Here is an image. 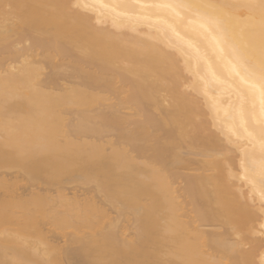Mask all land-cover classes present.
<instances>
[{"label": "bare ground", "instance_id": "bare-ground-1", "mask_svg": "<svg viewBox=\"0 0 264 264\" xmlns=\"http://www.w3.org/2000/svg\"><path fill=\"white\" fill-rule=\"evenodd\" d=\"M94 2L0 0V264H264L214 102Z\"/></svg>", "mask_w": 264, "mask_h": 264}, {"label": "clouds", "instance_id": "clouds-1", "mask_svg": "<svg viewBox=\"0 0 264 264\" xmlns=\"http://www.w3.org/2000/svg\"><path fill=\"white\" fill-rule=\"evenodd\" d=\"M88 7L118 31L165 45L183 89L214 102L209 129L264 202V0H95Z\"/></svg>", "mask_w": 264, "mask_h": 264}]
</instances>
